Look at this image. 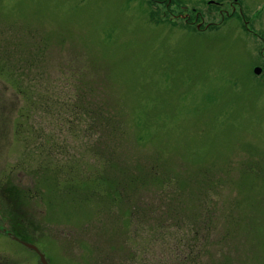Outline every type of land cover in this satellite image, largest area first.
<instances>
[{
  "label": "rangeland",
  "instance_id": "obj_1",
  "mask_svg": "<svg viewBox=\"0 0 264 264\" xmlns=\"http://www.w3.org/2000/svg\"><path fill=\"white\" fill-rule=\"evenodd\" d=\"M7 234L264 264V0H0V264H39Z\"/></svg>",
  "mask_w": 264,
  "mask_h": 264
},
{
  "label": "water",
  "instance_id": "obj_2",
  "mask_svg": "<svg viewBox=\"0 0 264 264\" xmlns=\"http://www.w3.org/2000/svg\"><path fill=\"white\" fill-rule=\"evenodd\" d=\"M253 74L254 75H259L260 74V69L259 68H255L253 70ZM22 245L27 248L28 250L34 252L38 259H39V264H48V262L46 261V259L44 258L43 254H41L36 247H34L33 245L27 244V243H22Z\"/></svg>",
  "mask_w": 264,
  "mask_h": 264
},
{
  "label": "trees",
  "instance_id": "obj_3",
  "mask_svg": "<svg viewBox=\"0 0 264 264\" xmlns=\"http://www.w3.org/2000/svg\"><path fill=\"white\" fill-rule=\"evenodd\" d=\"M134 178V177H133ZM133 178H132V180L131 181H133Z\"/></svg>",
  "mask_w": 264,
  "mask_h": 264
}]
</instances>
